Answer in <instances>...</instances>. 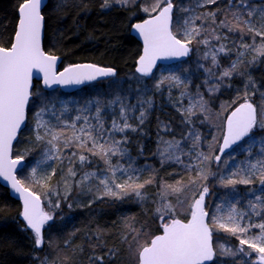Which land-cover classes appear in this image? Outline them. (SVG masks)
I'll list each match as a JSON object with an SVG mask.
<instances>
[{"label":"trees","instance_id":"obj_1","mask_svg":"<svg viewBox=\"0 0 264 264\" xmlns=\"http://www.w3.org/2000/svg\"><path fill=\"white\" fill-rule=\"evenodd\" d=\"M22 2L23 0H0L1 47H8L12 42L18 18L17 9ZM172 2L174 5L172 30L176 31L178 25L188 19L191 20L192 27L202 29L195 37L196 48L199 50L188 59L173 65L176 66L175 74L180 75L182 70H186L193 75L179 85L188 86L189 89L195 88L192 98L202 97L205 102L204 114L199 107L201 100L197 101L198 103L195 101L196 112L191 114L175 109L165 91L162 88L157 91L153 75L149 79H144L133 70L140 44L129 33V29L135 20L149 15L143 11V8H151L155 0H130L127 4L111 7H102L103 0L46 1V6L42 9L43 50L60 55L62 61L66 60L64 62L88 61L112 66L117 72L114 77L94 81L72 92H63L58 88L46 90L39 86L38 81H34L32 96L26 110V122L13 143L12 156H21L20 152H25L22 155L24 164L16 172L25 187L38 192L42 197L46 195L49 198L48 194L53 193L50 202L56 205L53 208L55 219L50 229L45 230L42 247H36L34 233L19 217V201L10 196L8 190L0 185V264H36L37 261L42 262L45 253H49L50 261H56L58 264H138L137 250L160 232L163 224L171 220L169 218L179 220L188 218L190 197L180 194L182 198L179 204L175 205L178 193H173L169 189L162 200L164 185L181 187L182 190H194L196 188V185L192 184L194 181L198 184L204 183L209 190L205 199L207 209L209 208L207 203L213 199L212 195L215 192L218 195L220 191V195L227 196L235 207L255 200L258 210L257 214L255 211L253 214L256 220L263 219L264 184H261L259 175L251 177L253 180L251 184L237 183L224 186L221 183L222 178L230 177L238 180L246 177L248 170L243 171L235 166L225 172L227 165H222L221 162L231 149L219 154L218 150L214 152L209 150V147L216 146L218 142L222 133L221 124L224 114L226 115L237 103L245 101L246 95L247 100L257 107L258 112L261 106H264V55L255 50L264 44V36L248 31H230L229 27L220 25V21L226 18L229 21L234 20L232 13L235 11H240L244 18L247 17L246 10L238 5L237 0H232V5L229 4V0H215V3H203L202 6H197L195 0H172ZM249 3L253 8L264 6V0H249ZM183 8L191 10L184 12ZM208 13L215 14V22L212 16L207 15ZM220 32L225 33L227 40L236 47L233 53L220 56L222 68L207 63L211 59L203 56L205 43L201 42L210 41V37ZM176 35L182 37L177 31ZM247 44L254 49L252 54L235 59L236 50ZM232 59L235 60L231 61ZM199 61H202L206 67V75L202 69L198 70V74L197 71L195 73ZM233 64H236V70L230 76H222L221 74L231 69ZM160 67L161 65L156 70ZM200 77L204 78L199 79ZM51 95H54V99L51 100L63 96L75 97L80 102H91L92 98H97L96 105H105L114 111H121L118 106H123L126 115L131 109H137L135 112L137 118H127L131 128L122 132V145L130 158H136L134 168L139 175V180L125 185L124 191L127 195L121 193L119 199L115 196L94 198L97 175L105 166L103 159L93 155L92 151L88 150V146L83 149L77 147L75 140L66 147L65 142L71 130L69 126L62 125L61 121L53 126L56 132L62 133L55 142L57 154L53 159L54 171L46 182L32 179L28 173V166L38 154L37 140L32 133V114L34 109L42 107L44 98ZM214 107L222 113V116L205 115L206 111L209 112ZM141 111L145 113L143 123L140 122ZM100 114L104 129H109L116 114L112 112ZM194 114L196 118H193ZM203 120L206 122H202ZM211 120H218L220 125L213 132L204 128V123ZM193 129L212 134L210 140L207 135L204 136L208 141L204 157L208 159H198L199 162L202 161L199 169L187 163L181 164L166 159L164 162L158 154L160 144L163 141L179 139L184 133ZM251 135L264 140V130L259 128L254 129ZM247 139L248 137L243 138L233 148L245 143ZM255 151V148L250 150V152ZM73 152L75 154L72 155ZM212 153H216V157H221L219 162L215 158L213 162L210 161ZM81 155L87 157L83 162L79 160ZM247 156L243 158L248 159ZM263 158L264 148L262 153L254 154L249 159L258 161ZM68 160L70 162L67 163ZM76 160L80 164L78 167L75 164ZM127 163L131 164L129 161ZM250 164L251 162H248V165ZM72 165L77 168L72 167L73 170L76 169L75 176L69 175ZM85 173H96V175L90 176L88 180H81ZM200 173L206 175L207 179L201 178ZM148 180L152 182L145 183ZM84 182L89 183L88 190L84 189ZM136 184H144L140 189L141 197H137L132 191ZM231 196L233 200H230ZM256 197L261 199L257 201ZM162 203L171 204L174 208V212L164 219L156 211ZM43 204L46 210L50 208L48 203L43 202ZM206 211L207 223L216 229L212 232V243L214 248L217 247V252L219 240L226 244L227 249L236 252L234 256H242V253L237 251L241 245L239 242H233V237L239 238L240 235H233L213 223L214 208ZM248 225H256V221L249 220L245 227ZM259 230L257 227H251L247 234L257 235ZM217 252L215 259L208 264H232L233 255L220 263L218 259L220 255ZM243 254L244 264H260V262L254 263L251 259L257 254L255 251L246 248ZM95 257L104 259L99 261Z\"/></svg>","mask_w":264,"mask_h":264},{"label":"snow or ice","instance_id":"obj_2","mask_svg":"<svg viewBox=\"0 0 264 264\" xmlns=\"http://www.w3.org/2000/svg\"><path fill=\"white\" fill-rule=\"evenodd\" d=\"M127 4L130 0H103L102 7H108L111 3ZM238 5L246 10V15L249 19H244L240 11H235L232 16L235 18L229 21L227 18L220 21V25L229 27L230 31L240 30L254 32L256 35L264 36V32L258 30L257 26L253 23L255 15H259L261 20H264V6L253 8L249 3V0H237ZM203 3H215V0H203ZM165 6H161V5ZM229 4L232 5V0H229ZM44 0H23V3L19 5V23L15 32L14 42L10 48L0 47V176L7 180H10L12 187L21 194L24 200V208L22 212L23 219L27 222V227L30 228L35 235V244L37 247L42 245V226L53 219L52 216L44 213L39 208V198L34 194L22 189L20 182L12 175V169L20 162L23 157L17 158V160L9 159V152L11 150L12 141L17 137L18 130L25 123L26 105L29 102L31 96L30 86L32 79V70L38 69L44 74L43 83L45 86H49L54 83L58 84H79L85 80L92 81L97 77H110L115 75V70L112 68H101L92 64L72 65L64 69L59 75L53 72L57 57L46 54L41 48V32L43 26L44 17L41 14ZM63 6V5H59ZM198 6H202L199 4ZM174 5L172 0H155V3L151 8H143L144 12L157 13L151 18L144 20L142 23L134 24L133 28L138 31L139 35L143 38V54L140 56L137 62L136 71L142 75H148L151 73L153 65L159 57H182L188 54L189 44L192 39H195L197 35L202 31L196 27H185L183 35L185 41H181L173 34L170 24L172 22V12ZM190 8H183L182 11L188 12ZM212 16L215 22V14L208 13ZM199 19V17H197ZM185 25L191 23V20H185ZM264 26V25H262ZM219 39V37H217ZM207 43V41H201ZM244 47H248L244 45ZM261 55H264V44H261L255 49ZM218 51H225L221 46ZM207 53L205 56L207 57ZM212 63H217L215 53L212 54ZM236 64L231 66V69L225 70L221 75L230 76L236 70ZM165 82L175 83L179 85L181 83L180 77L176 75H169L163 77L157 82L156 87L159 89ZM213 89H210V91ZM150 103V102H149ZM203 100L199 102L201 111H204ZM195 105H190L187 109L189 114L192 113ZM48 110V105L45 103L40 110L36 113V129L44 128L48 132L47 123L42 119L45 111ZM66 110V109H65ZM101 109L96 108L97 119V133L103 137L104 132H124L125 129L131 128V125L125 120L123 126L117 121L112 122L110 129L105 130L103 127V121L100 119ZM125 115V109L121 108V116ZM145 113L141 111L140 122L143 123ZM79 119V117H77ZM87 120V117L84 118ZM91 125H85L80 128V134L73 133L69 137L65 146H69L72 140L77 141V147L85 148L87 142H92V148L88 149L92 151L93 155L100 156L101 159L109 165L108 170L112 172L111 184L117 191L113 190V186H109V179H100V184L104 186V195L115 196L120 198L121 193L127 195L124 191L125 184L116 183L115 171L116 169L111 165L108 154L112 155H125V150L119 147L123 142L120 140H113L110 144L100 143L96 136L91 132ZM85 128L89 130L86 131ZM264 130V106H261V110L258 112L257 107L248 102L247 95L245 102L240 104L227 119V132L224 136V143L220 147V151L223 152L226 148L241 141L243 138L250 136L254 129ZM135 131V129H133ZM51 135L49 144H53L62 133L51 130L48 132ZM37 140H43L44 137L40 135L39 131L36 134ZM199 140V136L196 137ZM179 142H174L178 146ZM55 146V145H53ZM173 144H169L168 147H173ZM163 156L164 153L162 152ZM202 155V154H201ZM87 157L81 155L79 160L85 161ZM178 159V157H177ZM208 159V157H204ZM217 161L221 159L220 156L215 157ZM131 167V165L129 166ZM36 169H33V173ZM259 175L261 184H264V159L258 160L255 163L249 165V171L246 177L241 179L227 178L221 179V183L224 186L240 184H251L253 182L252 176ZM69 175L75 176L76 173L70 168ZM96 173H85L83 180H88L90 176H95ZM235 175V174H234ZM200 177L207 179V176L200 173ZM131 179V178H130ZM151 180L145 181V183H151ZM144 187V184H136L132 189L137 197H141L142 193L140 189ZM162 200L165 198L167 191L170 189L173 193L182 191L181 187H174L170 185L163 186ZM208 188L204 187L199 193V198L195 199L190 205L191 218L188 221L182 222L179 219H172L168 223L163 224V233L153 237L149 244L142 246L137 251L138 264H205V262H211L216 257V250L212 245V229L205 221V217L208 213L205 212L203 204L205 194L208 193ZM261 197H256L259 201ZM58 206V205H57ZM250 207L255 210L256 204H251ZM161 214V218L164 219L167 215L174 212V208L171 204L162 203L161 207L156 209ZM235 206L233 205L232 211L226 218L213 216V223L218 225L220 229L228 231L233 235H246L251 227H257L261 230V234L253 236L249 239H240L239 243L241 247L237 250L239 253H244L243 245L247 244L250 249L258 254V260L260 264H264V223L258 225L242 226L235 215ZM221 255H236V252H232L230 249H225L223 245H220ZM96 260L103 261V257H95Z\"/></svg>","mask_w":264,"mask_h":264},{"label":"rangeland","instance_id":"obj_3","mask_svg":"<svg viewBox=\"0 0 264 264\" xmlns=\"http://www.w3.org/2000/svg\"><path fill=\"white\" fill-rule=\"evenodd\" d=\"M113 3H111V4H113ZM195 3L198 6V0H195ZM114 4H116V3H114ZM199 4L202 5L203 0H199ZM172 14H173V12H172ZM192 15L193 14L191 13L190 16H192ZM244 19H249V18L245 17ZM251 19L253 20V23L257 26L259 31H261V30L264 31V26H262V25H264V20H261L259 15H255ZM184 22L185 21L183 20L182 23H180L178 25L177 30H176L178 32V34H180L182 36V37H180V39L182 41H185V37L183 35L184 28L185 27H192L190 24L185 25ZM172 31L176 35V31H174V30H172ZM226 36L227 35H225V33L220 32L218 34L216 33L214 37H210V41H207V43L205 44L204 50L202 52L203 56L205 58L212 59V54L215 53L216 59H218V58L221 59L220 56H226L232 50H234L236 48L235 45L233 46V44L227 40ZM217 37H219V39H217ZM221 46L224 47L225 51H223V52L218 51ZM247 46L248 47H242V48L238 49V53L240 54V56H247L249 54H252V51L254 49L248 44H247ZM206 53L208 54L207 57L205 56ZM237 58H239V57H236L235 59H237ZM195 60H197V59H195ZM175 65H173V64L163 65L160 68H158L157 70H155L156 73L153 74V76H154L153 79H155V80H153L155 87H156V84L158 81H160L163 77H167L169 75H176V76L180 77L181 83H184L185 81L189 80L190 77L193 76V75H190L191 73H188L186 70L185 71L182 70L180 75L175 74L174 73L175 67H176ZM196 65H197V68L195 67L196 68L195 73L197 71L196 74H198V70L202 69V72L206 75V71H205L206 67L204 66L203 62L199 61ZM225 68H226V66H225ZM184 73H185V75H183ZM219 74H221L220 71H219ZM194 84L196 85V83H194ZM161 88L165 91L166 95L169 97L170 102L173 104L175 109L179 110L180 112H185L186 109H188L190 107V105H194V103H195V101L192 98L193 96L190 95L191 90L189 89L188 86L183 87L181 85L175 84L174 82L173 83L165 82L159 89H157V91H159ZM51 99H54V95H51L50 97L44 98V100L41 103L42 106L45 103H47V105H48V110L45 111L43 116H42V119L47 123L48 132H50L51 130H55V128H53V126L57 122L61 121L62 125L69 126V128L71 130L69 137H71L73 135V133H76L77 135H79L81 127H83L85 125H91L92 127L90 130H91L92 134L97 137V139L100 143L110 144L113 140L122 141V132L109 133L108 131H105L103 137L98 135L97 130H96L98 127L97 119H96V116H97L96 108L97 107H99L101 109V112L115 113L116 116H114L113 118L121 126H123V123L125 120L128 121L127 118H133V117L137 118V115H135V112L137 111L136 108L131 109V112H128L127 115H126V111H125V115L122 117L121 111H114L111 108H107L105 105H98V104L96 105L97 98L96 99L92 98L91 102L90 101L80 102L75 97H63V96L59 97V99L57 98V100H51ZM198 99L200 101L202 99V97L199 96ZM118 107L121 110V108L123 106H118ZM204 107H205V105H204ZM40 108L41 107L34 109L33 114H32V116H33V122H32L33 132L32 133L34 134V138H36L37 131H39L40 135L43 136L44 139L43 140H37L36 139L37 140L36 144L38 145L37 146L38 147V154L34 157V159H32L31 163L29 164V166H28L29 172L28 173L32 177L33 180L46 182L49 179L52 172L54 171L53 159L55 158L54 156H56V154H57V145L55 143L56 140L53 142V144L48 143V141L51 139V135L48 134V132H46V130L44 128L36 129V113L40 110ZM201 113L204 114L205 112L201 111ZM199 114H200V111H199ZM210 114H214L216 117H218V115L222 116V113L218 112V109H215V107L213 109H211L209 112L206 111L205 115H210ZM99 115H101V114H99ZM226 115L224 114V116H223V122L221 124L222 125V133L218 139V142L216 143V146L211 145L209 147V150H214V152H215V150L219 149V143H220V140L222 138L223 131H224V122H225ZM69 116H71V118ZM77 117H79V119H77ZM85 117H87V120L84 119ZM193 118H196L195 114H194ZM202 122H206V121L203 120ZM111 126H112V124H111ZM218 126H220L218 123V120H211V121H208V123H204V128L206 130H209V132H213ZM85 130L88 131L89 129L85 128ZM105 130H107V129H105ZM203 132L204 131H202V130H199V132H198L197 129H193V131H187L186 133H184V135L179 139L163 141V143L160 144L159 149H158V151H159L158 154H159L160 158H162V160L164 162L166 159L167 161L179 162L181 164L187 163L188 165H194V166H196V168L199 169L202 161L199 162L198 159L204 158L205 149H206V146L208 145V141L205 140L204 136L207 135L208 139H209L212 135L211 133H203ZM197 136H199V140L196 139ZM74 142L77 145V141H74ZM174 142H179L178 146H176L174 144ZM263 142H264V140H261L255 136L250 135V136H248V139L245 143L243 142L239 146L231 149L229 151V153L227 154V156L224 158V160L221 162L222 165H224V164L227 165L225 168V172H227L229 170L228 168H233L235 166H238L243 171L244 170L249 171L248 162H251V163L256 162L254 160H250L249 158H251L254 154L262 153V150L264 148ZM122 143L119 145V147L124 149ZM169 144H173L174 146L168 147ZM53 145H55V146H53ZM87 146L89 149H91L92 148V142L88 141ZM74 147H75V145H74ZM252 148H255L256 151L250 152V150ZM81 149H83V148H81ZM162 152L164 153L163 156L161 155ZM20 153L23 155L25 152L21 151ZM86 153L88 155L90 154L89 152H86ZM240 153H242V155H239ZM73 154H75V153L73 152L72 155ZM22 155L21 156L18 155V156L23 157ZM246 155H248L247 156L248 159L243 158ZM177 157H178V159H177ZM215 157H216V153H212L210 155V161L213 162ZM108 159H109L111 165L116 169V171H115L116 183L125 184L126 181L136 182L137 180H139L138 172L134 168V164H136V161H135L136 158L135 157L130 158L129 153L126 150H125V155H123V156L112 155L111 153H109ZM23 160H24V158H23ZM127 161L131 162V164L128 165ZM68 162H70V160H68L67 163ZM103 163L105 164L104 169L102 172H100L97 175V178H96V190H95L96 193H95L94 198H100V197L103 198V196L104 197L108 196V195L103 194L104 193V186L100 184V182H99L100 179H109L110 180L109 186H113L111 184L112 172H110L108 170L109 165L106 164L104 160H103ZM139 163L143 164V162H139ZM75 164L77 167L80 166L78 160L75 161ZM130 165H131V167H129ZM72 167H75V166L72 165L70 168L72 169ZM34 168L36 169L35 173H33ZM75 168H74V170L73 169L72 170L76 173L77 168L76 169ZM210 171L214 172L213 170H210ZM81 180H83V178ZM77 182H79V179L77 180ZM192 184L194 186L196 185V188L194 190L188 189V190H182V191L178 192V196L175 199L176 200L175 205L179 204V201L182 198V197H180V194H184L185 196L190 197L189 202H188V208H190V205L193 203V199L196 196V193L200 190H203V188L205 187L204 183L198 184L197 182L194 181ZM84 185H85L84 189L88 190L89 183L84 182ZM28 189H30V188H28ZM30 190H32V189H30ZM113 190L117 191L114 188V186H113ZM33 192L35 194H37L42 200V212L47 213L48 215L53 217L52 220L47 221L42 226V239H43L46 228H49L50 225H52L51 223L55 219L53 216V214H54L53 208L56 205L53 202H50V198L53 197V195H52L53 193L48 194L49 198H47L46 195L44 197H42L38 192H35V191H33ZM220 194H221V191L218 192V195H216V192L212 195L213 199L210 200V203H207V204H209L208 209L212 210V208H214V212H215L214 216L223 217V218H225V222H226V218L228 217V215L232 211L233 204L230 203V201L227 199V196H222ZM134 195H135V193H134ZM108 197H111V196H108ZM230 200H233V196L230 197ZM43 202L48 203V205L50 206V208L48 210H46V208H44ZM205 204H206V202L204 203V209L208 210L207 207L205 208ZM251 204H256V201L254 200ZM69 205L70 204H68V206ZM235 210L236 211L234 214L237 215L239 223L241 225L243 224V226L247 225L249 220L250 221L251 220L256 221V225L264 223V217H263V219L256 220V216H254L253 213L255 211L257 214L258 208H255V210H253L250 207V202H246L245 204H241L239 207L236 206ZM179 211L182 212L181 210H179ZM182 213H184V212H182ZM190 218H191V213H190V210H188V218L187 219H190ZM170 219L172 220V217L169 218V220ZM243 219H244V223H242ZM209 227L212 229V232L216 230L211 225H209ZM260 234H261V230H259L257 235L246 234V235H240L239 238L233 237V242H239L240 239H249L253 236H258ZM217 242H220L219 246L223 245L224 248L227 249L226 244L223 243V241L218 240ZM42 245H43V242H42ZM42 245L39 246L38 248H41ZM142 246H144V245L142 244ZM142 246H140V247H142ZM243 247H244V249L247 248L249 250H252L248 247L247 244L243 245ZM215 249L217 252V247ZM220 253H221V249L218 247L217 254L220 255L218 258L220 263H223L224 260L230 259L232 256V255H221ZM48 254L49 253H45V256H43L42 262L37 261L36 264H58L56 261L55 262L50 261ZM243 257H244L243 253H242V256H239V257L233 256L232 257V261H233L232 264H237V263L244 264ZM137 258H138V256H137ZM251 259L254 263L259 262L257 254L254 257H251Z\"/></svg>","mask_w":264,"mask_h":264},{"label":"water","instance_id":"obj_4","mask_svg":"<svg viewBox=\"0 0 264 264\" xmlns=\"http://www.w3.org/2000/svg\"><path fill=\"white\" fill-rule=\"evenodd\" d=\"M46 1H47V0H44V4H46ZM22 3H23V2H22ZM161 6L163 7V6H165V5L162 4ZM43 7H44V6H42V9H43ZM42 9H41V14H42ZM156 14H157V13H152L151 16H154V15H156ZM42 16H43V15H42ZM151 16H150V15L145 16V17H143L142 19L136 21L135 23H132L131 26H130V30H129V31H130V34H131V35H132V36H133V37L139 42V44H140L139 54H138V56L136 57V59H135V61H134V67H133V68H134V71H135L137 74H141V73H138V72L136 71V68H137V66H138V65H137V62H138L140 56L143 54L144 44H143V38L139 35L138 31L135 30V29L133 28V25H134V24H138V23H142L144 20L151 18ZM17 17H18V18H17L16 27H15V32H16V30H17L18 23H19V7H18V9H17ZM43 28H44V24H43V26H42V32H41V48H42V40H43ZM170 28H171V24H170ZM15 32H14V34H13L12 42H11V44H10V46H9L8 48H10L11 45H12V43L14 42ZM42 50H43V48H42ZM43 51H44V50H43ZM44 52H45V51H44ZM45 53L48 54V55H52V56H56V57H57V60H56L55 66H54V68H53V72H55L57 75H59L61 72H63L65 68H67V67H69V66H72V65L92 64V65H96L97 67H101V68H109V67L101 66V65H97V64H95V63L88 62V61H84V62H75V63H70V64L65 65V66H59V60H60V59H59V57H58L57 55H55V54H51V53H47V52H45ZM188 53H189V52H188ZM187 55H188V54H187ZM187 55L182 56V57H159V58H157L155 64L153 65V68H152L151 73L154 71V69L156 68L157 65H159V64H169V63H174V62H176V61H179V60L185 58ZM151 73H149L148 75H144V76H147V77H148ZM141 75H142V74H141ZM43 78H44V74H43L42 72H40L38 69H33V70H32V79H31L30 90H31V87H32V84H33V80H38L40 86H41L43 89H46V90H52V89H55V88H59V89H60L61 91H63V92H72V91H74V90H76V89L82 87V86L85 85V84H88V83L93 82V81H95V80H99V79L104 78V77H97L95 80H92V81H87V80H85V81H83V82H81V83H79V84H75V83H72V84H58V83H54V84H51V85H49V86H45V85H44V83H43ZM244 102H245V101H242V102L237 103L235 106H233V107L229 110V112H228L227 115H226L225 122H224V131H223V135H222V138H221V140H220V143H219V149H218V153H219V154L222 153V152L220 151V147H221V146L223 145V143H224V136H225V134H226V132H227V119H228V116L231 115V113H232L237 107H239L240 104H243ZM26 107H27V105H26ZM25 121H26V114H25ZM24 124H25V123H24ZM24 124L21 126V129L24 127ZM21 129H20V130H21ZM20 130H18V133L20 132ZM17 137H18V134H17ZM17 137L13 139V141H12V145H13L14 141L17 139ZM238 142H239V141H238ZM238 142H236L235 144L231 145L229 148H226L224 151H227V150L231 149V148H232L234 145H236ZM224 151H223V152H224ZM17 158H19V157H12V146H11V150H10V152H9V159H10V160H17ZM23 163H24V160L21 159L20 162H19V163H18V164L12 169V175L15 177V179H16L17 181H19V179L17 178L16 171H17L18 169H20V168L23 166ZM19 182H20V181H19ZM0 185H2L3 187H5V188L8 190V193H9L10 196H12L13 198H15V199H17V200L19 201V203H20V213H19V217L24 221V223H25V225H26V227H27V222L23 219V216H22V212H23V208H24V200L22 199L21 194H20L19 192H17V191L12 187V183H11L10 180H7V179H5V178L2 177V176H0ZM20 186H21L22 189H27L28 192L34 194V196H36V197L39 198V208H40V210L42 211V200H41V198H40L37 194H35L33 191H31L30 189H28L27 187H25L21 182H20ZM201 191H202V190H201ZM201 191H199V192L196 194L195 198L193 199V202H194L195 199H198V198H199V193H200ZM206 195H207V193L205 194V197H206ZM204 202H205V198H204ZM203 207H204V204H203ZM205 212H206V211H205ZM206 213H207V212H206ZM206 219H207V216L205 217V221H206ZM181 221L186 223L188 220H181ZM27 228H28V227H27ZM28 229H30V228H28ZM30 230H31V229H30ZM162 233H163V230H162L161 232H159L157 235H161ZM155 236H156V235H155ZM155 236H154V237H155ZM150 241H151V240H150ZM150 241H149V243H150ZM149 243H148V244H149ZM208 263H209V262H205V264H208Z\"/></svg>","mask_w":264,"mask_h":264},{"label":"bare ground","instance_id":"obj_5","mask_svg":"<svg viewBox=\"0 0 264 264\" xmlns=\"http://www.w3.org/2000/svg\"><path fill=\"white\" fill-rule=\"evenodd\" d=\"M110 7H111V5H109ZM108 6V7H109ZM113 6H114V4H113ZM146 16H148V15H146ZM145 17V16H144ZM143 18V17H142ZM141 18V19H142ZM138 20H140V19H137V20H135L133 23H135L136 21H138ZM130 30V29H129ZM171 30H172V22H171ZM173 32V31H172ZM129 33H130V31H129ZM177 38L178 39H180V37H178L177 36ZM181 40V39H180ZM182 41V40H181ZM184 42H186V41H184ZM1 47V46H0ZM9 47V46H8ZM8 47H4V48H8ZM43 48V47H42ZM199 50V48H196V41H195V39H192L191 40V43L189 44V53H188V55L185 57V58H183V59H181V60H179V61H176V62H174V63H169V64H159V65H157L156 66V68L158 67V66H163V65H170V64H177V63H180L181 61H184V60H186V59H188L189 58V56L191 55V56H193V54L196 52V51H198ZM237 51V54H235L234 56L235 57H241L240 56V54L238 53V50H236ZM234 52V50H232L230 53H233ZM229 53V54H230ZM55 55H57L58 57H59V66H65V65H68V64H70V62H64V61H66V60H63L62 61V58H61V56L60 55H58V54H55ZM235 59H232L231 61H234ZM71 63H75V62H71ZM207 63H209V64H211V65H213V63H212V59H211V61H208ZM222 63V60L220 59V58H218L217 59V63L215 64V65H213L214 67H217V66H220V67H223V65L221 64ZM96 64V63H95ZM97 65H101V64H97ZM101 66H105V65H101ZM106 67H109V68H112V69H114L115 70V75H116V72H117V70L114 68V67H112V66H106ZM134 67V66H133ZM156 68L154 69V71L147 77V76H144V75H141V74H137L139 77H141V78H144V79H149L152 75H153V73L155 72V70H156ZM133 70H134V68H133ZM114 75V76H115ZM114 76H110V77H114ZM106 78H109V77H104V78H101V79H99V80H102V79H106ZM204 77H200L199 79H203ZM34 81H38V80H33V83H34ZM95 81H98V80H95ZM94 82V81H93ZM38 83H39V81H38ZM90 83H92V82H90ZM89 84V83H88ZM86 85V84H85ZM39 86H40V84H39ZM84 86V85H83ZM32 87H33V84H32ZM32 87H31V89H32ZM59 89V88H58ZM190 90H191V93H190V95H192L193 96V93L195 92V88H190ZM30 92H31V90H30ZM31 96H32V93H31ZM31 96H30V98H31ZM196 96H198V95H196ZM30 98H29V100H30ZM193 100L194 101H199V99L197 98H193ZM195 108L196 107H193V111L192 112H194L195 111ZM186 111H187V109H186ZM196 112V111H195Z\"/></svg>","mask_w":264,"mask_h":264},{"label":"flooded vegetation","instance_id":"obj_6","mask_svg":"<svg viewBox=\"0 0 264 264\" xmlns=\"http://www.w3.org/2000/svg\"><path fill=\"white\" fill-rule=\"evenodd\" d=\"M114 4V3H113ZM113 4H111V6H113ZM116 5H120V4H114V6H116Z\"/></svg>","mask_w":264,"mask_h":264}]
</instances>
